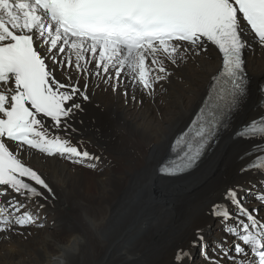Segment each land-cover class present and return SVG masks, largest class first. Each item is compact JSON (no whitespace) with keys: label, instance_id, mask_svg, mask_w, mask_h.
Wrapping results in <instances>:
<instances>
[{"label":"snow or ice","instance_id":"snow-or-ice-1","mask_svg":"<svg viewBox=\"0 0 264 264\" xmlns=\"http://www.w3.org/2000/svg\"><path fill=\"white\" fill-rule=\"evenodd\" d=\"M254 45L264 48V0H0V243L44 228L43 210L57 199L31 166L37 153L100 170L103 158L77 126L93 89L127 98L131 87L135 101L138 87L152 97L190 57L215 52L222 65L170 138L174 159L159 172L215 175V157L233 149L236 175L256 179L225 184L208 213L219 238L209 242L197 228L174 260L191 264L199 249L203 264H264V83L250 88L244 55Z\"/></svg>","mask_w":264,"mask_h":264},{"label":"bare ground","instance_id":"bare-ground-1","mask_svg":"<svg viewBox=\"0 0 264 264\" xmlns=\"http://www.w3.org/2000/svg\"><path fill=\"white\" fill-rule=\"evenodd\" d=\"M254 48L244 54L253 90L264 83V48ZM220 65L215 52L190 57L174 69L166 90L157 88L149 97L137 87L135 101L131 87L127 98L104 91L102 84L93 89L84 124L77 126L82 128L87 149L103 158L100 170L42 160L37 153L31 166L44 173L57 199L43 210L44 228H31L26 238L14 235L10 242L0 243V264H143L146 259L176 264L175 253L167 247L184 229L192 228L181 242L184 249L197 228L205 229L209 242L219 238L221 225L208 214L213 201L219 199L225 184L256 179L251 174L236 175L241 162L235 150L215 157V175L201 176L198 170L167 180L156 170L173 133L187 120ZM182 94L191 101L174 98ZM77 244L78 251L72 249ZM195 250L191 264H203Z\"/></svg>","mask_w":264,"mask_h":264},{"label":"rangeland","instance_id":"rangeland-1","mask_svg":"<svg viewBox=\"0 0 264 264\" xmlns=\"http://www.w3.org/2000/svg\"><path fill=\"white\" fill-rule=\"evenodd\" d=\"M178 97H182L186 102L191 101L190 98H188L185 94L179 95L177 97L174 98H178ZM174 98L167 101V103L165 104L167 107H169L170 105H172ZM193 104V103H192ZM145 139V138H144ZM146 143L148 145H150L151 143H149L146 139H145ZM148 152H145V156L147 157ZM143 166V165H140ZM74 231V230H73ZM192 232V228L188 227L186 229H184L183 231L180 232V234L178 235L177 239H175L173 242H171L169 244V246L167 247L168 250L173 251V253H176L177 249L181 248V242L182 240L188 236L190 233ZM186 233V234H185ZM195 252H197V250H195ZM155 262H153L152 260L149 261L148 259L143 260V264H154ZM165 263V262H162Z\"/></svg>","mask_w":264,"mask_h":264}]
</instances>
